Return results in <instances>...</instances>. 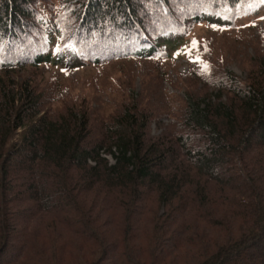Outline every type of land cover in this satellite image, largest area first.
I'll return each instance as SVG.
<instances>
[{
	"label": "trees",
	"instance_id": "trees-1",
	"mask_svg": "<svg viewBox=\"0 0 264 264\" xmlns=\"http://www.w3.org/2000/svg\"><path fill=\"white\" fill-rule=\"evenodd\" d=\"M35 1L0 0V35ZM74 1L90 31L116 17L136 31L134 0ZM184 102L182 132L150 138L135 104L94 129L0 79V264H264V57Z\"/></svg>",
	"mask_w": 264,
	"mask_h": 264
},
{
	"label": "rangeland",
	"instance_id": "rangeland-1",
	"mask_svg": "<svg viewBox=\"0 0 264 264\" xmlns=\"http://www.w3.org/2000/svg\"><path fill=\"white\" fill-rule=\"evenodd\" d=\"M158 1L134 0L136 31L121 35L120 17L90 31L80 1L37 0L0 35V79L28 86L47 116L79 110L97 129L135 104L148 137L178 136L187 96L222 95L229 72L243 81L264 57V0ZM147 46L151 56L127 55ZM38 55L49 59L34 65Z\"/></svg>",
	"mask_w": 264,
	"mask_h": 264
},
{
	"label": "snow or ice",
	"instance_id": "snow-or-ice-1",
	"mask_svg": "<svg viewBox=\"0 0 264 264\" xmlns=\"http://www.w3.org/2000/svg\"><path fill=\"white\" fill-rule=\"evenodd\" d=\"M205 68H207V65H205Z\"/></svg>",
	"mask_w": 264,
	"mask_h": 264
}]
</instances>
